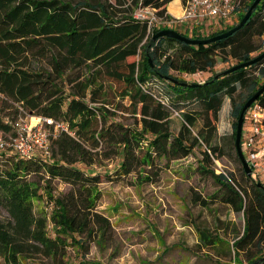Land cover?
I'll return each instance as SVG.
<instances>
[{"label": "trees", "instance_id": "1", "mask_svg": "<svg viewBox=\"0 0 264 264\" xmlns=\"http://www.w3.org/2000/svg\"><path fill=\"white\" fill-rule=\"evenodd\" d=\"M171 1L0 0V96L13 105L14 116L18 105L29 115L63 123L73 134L60 132L53 138L48 159L0 152V264H35L31 260L37 255L51 264H71L65 259V247L70 245L66 237L82 234L91 224L102 238L106 235L110 224L94 211L100 175L79 167L93 166L96 149L102 146L111 148L108 156H118L122 175L138 166L152 168L155 159L179 161L195 148L202 151L206 165L221 157L233 159L250 194L235 187L230 173L216 175L205 164L200 169L222 188L221 202L243 214V231L233 242L237 258L243 253L247 264H264L259 250L264 237V183L257 180L263 186L258 188L245 176L234 144L241 109L264 84V59L223 75L264 51V0L231 35L195 46L166 37L153 40L164 28L148 32L147 21L133 17L137 10L149 7L158 17L171 20L166 11ZM253 2L242 0L235 20L213 23L215 30L203 32L200 27L181 25L167 29L190 39H208L235 27ZM226 56L235 63L213 73L217 60L225 61ZM129 58L137 60L128 62ZM76 70L85 73L72 77L70 73ZM202 72L212 74L202 82L174 75ZM101 76L122 84L120 100L135 118L133 125L113 119L116 114L111 109H116L101 100ZM238 90L242 94L237 100ZM224 98L230 100V116L235 121L230 137L217 138L215 123ZM255 102L264 106V92ZM173 113L181 119L175 134L171 131ZM3 118L0 108V132L6 133L10 127ZM145 179L152 181V176ZM54 180L71 190L61 198L52 197ZM45 193L54 205L49 217L53 238L48 236L46 219L33 213L34 200ZM205 235L200 232L201 239L206 240ZM251 245L255 253L248 250Z\"/></svg>", "mask_w": 264, "mask_h": 264}, {"label": "rangeland", "instance_id": "2", "mask_svg": "<svg viewBox=\"0 0 264 264\" xmlns=\"http://www.w3.org/2000/svg\"><path fill=\"white\" fill-rule=\"evenodd\" d=\"M106 1L111 4L116 3L115 0ZM166 7L167 10L172 9L170 3ZM236 17L237 15L223 22L231 24ZM215 23L214 25H217L218 21ZM200 29L208 32L217 27L208 22ZM136 60L137 58H129L128 62ZM234 63L235 60L229 56H226L225 61L218 59L213 73H219ZM83 73L84 70H76L70 75L75 77ZM211 74L202 72L195 75H174L189 82H202ZM254 74L257 72L255 71ZM99 80L104 95L101 100L104 99L108 106H114L116 109L115 111L111 109L116 114L113 119L123 125H133L135 118L123 108L126 102L120 100L122 84L102 76ZM241 94L242 91L238 90L235 98L238 100ZM0 108H3V120L11 119L15 114L13 105L1 96ZM230 108V100L224 98L215 123L217 138H228L232 134V123L235 120L230 116ZM199 126L200 123L196 125L197 128ZM180 127L181 119L173 113L172 133H177ZM194 131L196 132V129ZM100 148L96 149L98 153L93 166L79 167L87 173L95 172L100 175V182L97 185L100 196L94 211L106 218L111 228L103 238L97 226L93 224L89 225L82 234H74L72 236L74 240L66 237L70 244L65 247V259L68 262L71 264H247L245 255L240 253L237 258L233 247V242L243 231V214L233 212L230 206L221 202L222 188L209 173L200 169L201 164L203 166L207 164L202 163L200 149L195 148L188 157L179 161L167 162L164 159H155L152 168L138 166L132 173L122 175L118 173V156L107 155L111 152V148L105 146ZM205 168L212 169L213 172L214 169H219L230 173L235 187L238 190L243 187L250 194L251 191L241 174L240 166L233 159L227 156L221 157L219 167L212 163ZM155 173L157 175L153 176ZM146 175L152 176V181H146ZM51 188V195L55 198H61L71 190L69 185L58 180L52 181ZM53 207V202L46 193L33 202V213L36 217L46 219L48 236L51 238L55 236L49 222ZM1 216L3 219L7 217L3 211ZM200 232L206 234V240L200 238ZM247 248L251 253L257 250L253 245ZM259 250L264 254V237ZM31 261L35 264H51L50 260L42 255L33 257Z\"/></svg>", "mask_w": 264, "mask_h": 264}, {"label": "built area", "instance_id": "3", "mask_svg": "<svg viewBox=\"0 0 264 264\" xmlns=\"http://www.w3.org/2000/svg\"><path fill=\"white\" fill-rule=\"evenodd\" d=\"M241 3L242 0H184L181 15L171 17V20L158 17L155 9L149 7L137 10L133 17L147 21L148 32L154 28L167 29L174 25L193 29L203 27L208 22L232 19L238 14ZM262 45L264 46V37ZM16 106V116L4 120L9 125L10 131L0 132V152L13 153L28 159L34 156L48 159L53 138L60 132L73 135L63 123L47 117L29 115L20 106ZM240 149L252 177L264 183V106L256 102L252 103L244 114ZM213 161L219 167V159ZM214 173L227 175L224 170L219 169H214Z\"/></svg>", "mask_w": 264, "mask_h": 264}, {"label": "water", "instance_id": "4", "mask_svg": "<svg viewBox=\"0 0 264 264\" xmlns=\"http://www.w3.org/2000/svg\"><path fill=\"white\" fill-rule=\"evenodd\" d=\"M260 1L261 0H254L253 4L250 6L248 11L245 13V15L242 17V19L239 21V23L235 27H233L232 29H230V30H228V31H226V32H224L222 34H219L217 36H214V37H211V38H208V39L197 40V39L187 38V37L175 32L174 30L163 29V30L158 31L153 36V40H155L156 38H159V37H166V38L174 39V40H177V41H180V42H184V43H186L188 45H192V46H195V45H207V44H210L212 42L221 40V39L231 35L233 32H235L239 28H241L246 23V21L250 18L253 10L259 4ZM262 59H264V51L261 54H259L258 56H256L255 58H253L252 60H250L248 62H243V63L237 64V65L231 67L230 69L224 71L223 75H226L227 73L232 72V71L237 70V69H240V68H246L248 66H251V65L261 61ZM217 77L218 76H216V78ZM181 85L187 86V84H181ZM198 85L199 84L197 83V84H192V85H189V86L195 87V86H198ZM263 92H264V84L255 92V94H253L245 102V104L243 105V107L241 109V112H240V114H239V116L237 118L236 127H235V135H234L235 151H236L237 158H238V160L240 162L241 168H242L245 176L248 177V178H251L256 183V186L258 188H263V186H262V184L260 182H258L256 179H254L252 177L251 170H250V168L248 166V163H247V161H246L245 157L243 156V154L241 152V149H240V140H241L242 127H243V122H244V114H245L246 110L250 107V105L252 103H254L257 100V98Z\"/></svg>", "mask_w": 264, "mask_h": 264}, {"label": "crops", "instance_id": "5", "mask_svg": "<svg viewBox=\"0 0 264 264\" xmlns=\"http://www.w3.org/2000/svg\"><path fill=\"white\" fill-rule=\"evenodd\" d=\"M170 5L172 9L166 11L167 14L170 15L171 17H179L182 13V1L181 0H173L170 2Z\"/></svg>", "mask_w": 264, "mask_h": 264}]
</instances>
